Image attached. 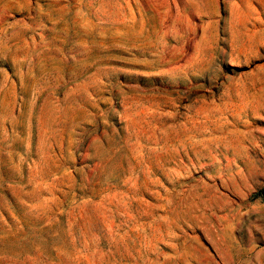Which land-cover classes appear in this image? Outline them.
<instances>
[{
	"label": "rangeland",
	"instance_id": "rangeland-1",
	"mask_svg": "<svg viewBox=\"0 0 264 264\" xmlns=\"http://www.w3.org/2000/svg\"><path fill=\"white\" fill-rule=\"evenodd\" d=\"M263 11L0 0V264H264Z\"/></svg>",
	"mask_w": 264,
	"mask_h": 264
},
{
	"label": "trees",
	"instance_id": "trees-1",
	"mask_svg": "<svg viewBox=\"0 0 264 264\" xmlns=\"http://www.w3.org/2000/svg\"><path fill=\"white\" fill-rule=\"evenodd\" d=\"M255 198H262L264 201V187L255 195Z\"/></svg>",
	"mask_w": 264,
	"mask_h": 264
},
{
	"label": "crops",
	"instance_id": "crops-1",
	"mask_svg": "<svg viewBox=\"0 0 264 264\" xmlns=\"http://www.w3.org/2000/svg\"><path fill=\"white\" fill-rule=\"evenodd\" d=\"M258 12L261 14L260 11H258ZM263 12H264V11H263ZM260 19L264 21V17H263L262 15L260 16Z\"/></svg>",
	"mask_w": 264,
	"mask_h": 264
}]
</instances>
